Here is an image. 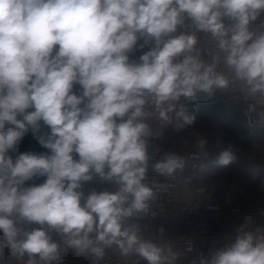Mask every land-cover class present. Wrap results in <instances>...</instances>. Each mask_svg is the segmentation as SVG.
<instances>
[{
  "label": "clouds",
  "instance_id": "obj_1",
  "mask_svg": "<svg viewBox=\"0 0 264 264\" xmlns=\"http://www.w3.org/2000/svg\"><path fill=\"white\" fill-rule=\"evenodd\" d=\"M262 16L264 0H0V264H177L142 221L189 157L154 160L150 145L218 98L250 104L264 127ZM29 131L48 151L14 158ZM236 161L229 146L215 164ZM97 181L112 190L85 193ZM225 239L191 264H264L253 216Z\"/></svg>",
  "mask_w": 264,
  "mask_h": 264
},
{
  "label": "built area",
  "instance_id": "obj_2",
  "mask_svg": "<svg viewBox=\"0 0 264 264\" xmlns=\"http://www.w3.org/2000/svg\"><path fill=\"white\" fill-rule=\"evenodd\" d=\"M260 19H264V16ZM200 43L203 45L202 34ZM230 102L243 104L246 125L254 132L264 133V127L256 124L257 116L250 104L237 100ZM183 156L189 157V166L183 176L177 177L175 181L169 178L155 185L160 189L158 199L152 205L155 216H148L142 224L146 238L157 244L171 242L181 252L177 264H191L193 260H198L200 253L208 255L211 250L223 247L225 238L234 234L235 228L243 223L246 215L253 216L257 223L264 225V200L240 202L235 199L232 190L218 197L215 186L198 182L204 162L200 150L189 149ZM261 168L264 173V164ZM149 175L155 174L149 172ZM44 179L36 180L35 184L43 183ZM91 188L97 191L102 188L112 190L111 185H101L97 181L85 184V193ZM189 248L192 250L188 251ZM5 264L13 262L6 260ZM85 264H91L90 260Z\"/></svg>",
  "mask_w": 264,
  "mask_h": 264
},
{
  "label": "rangeland",
  "instance_id": "obj_3",
  "mask_svg": "<svg viewBox=\"0 0 264 264\" xmlns=\"http://www.w3.org/2000/svg\"><path fill=\"white\" fill-rule=\"evenodd\" d=\"M142 43V41H140ZM148 47L142 51H147ZM142 52L141 50H138ZM78 90V86H77ZM154 123V122H153ZM227 122L221 117L215 115L208 116L207 119H196L193 126H188L180 131H176L169 127L163 131L161 138L157 139L150 145V151L158 149L161 155L170 152L181 153L186 152L189 149L197 148V141L200 139H206L208 149V156H203V165L200 171L201 177L205 182L217 187L219 196L224 195L228 191L232 190L236 198L243 195V199L251 202H259L264 200V185L260 169L264 164V139L257 138L249 141L244 147H235L233 140L227 133ZM227 125L230 128L236 127L233 121ZM228 124V123H227ZM220 142L219 145L217 142ZM233 147L237 154V161L234 164L229 165L227 168H219L216 166L215 161L219 156L221 150L227 147ZM152 148V149H151ZM15 158L18 152L11 153ZM185 154V153H184ZM183 154V155H184ZM155 159L156 156L154 157ZM253 169H258L254 174ZM43 178V177H41ZM36 178L33 181L26 183V186L35 183ZM219 185H222L220 187ZM250 194L251 200L245 198L246 194ZM88 260L78 258L69 253L64 258L63 264H84Z\"/></svg>",
  "mask_w": 264,
  "mask_h": 264
},
{
  "label": "trees",
  "instance_id": "obj_4",
  "mask_svg": "<svg viewBox=\"0 0 264 264\" xmlns=\"http://www.w3.org/2000/svg\"><path fill=\"white\" fill-rule=\"evenodd\" d=\"M141 54L142 52L137 50L132 54V58L138 59ZM226 100H227L226 98H218L214 102L193 104L191 105V107L195 110L196 116L201 119H207L208 116H211V115H215L217 117L222 116V119L228 123V124L227 123L225 124V126L227 127L226 128L227 133L229 134L230 138L233 140L235 147L242 148L249 141L255 140L257 138L264 139V133L254 132L252 129H250L246 125L244 121L243 113H242L243 104L232 103ZM230 121H233L236 124V127L234 128L228 127L227 125L230 124L229 123ZM43 130L46 131L47 130L46 127H44ZM192 150H196V149H192ZM47 151H48L47 149H44L42 146L39 145V143L37 142V140L34 138L33 134L31 133V131H29V133L26 134L21 140V142L19 143L17 152L19 154L21 152L44 153ZM206 151L208 152V149H206ZM150 152L155 153V156L157 159H161L163 157V154L161 155L160 153H158L159 152L158 149L151 150ZM260 174L262 175V179H263L264 173L261 169H260ZM198 182L210 184V183L205 182V180L201 177V175H199ZM219 186L222 187V185H219ZM217 193H218V189H217ZM217 196L221 197L219 196V194H217ZM243 198H244L243 195L238 198H236L235 196V199L237 201L247 202ZM245 198H248L249 200L252 199L250 194L248 193L245 195Z\"/></svg>",
  "mask_w": 264,
  "mask_h": 264
}]
</instances>
